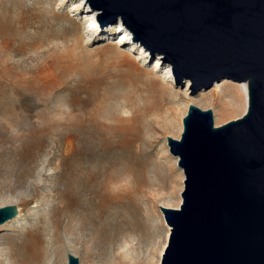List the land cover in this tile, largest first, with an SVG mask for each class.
<instances>
[{"label": "rangeland", "instance_id": "374dc122", "mask_svg": "<svg viewBox=\"0 0 264 264\" xmlns=\"http://www.w3.org/2000/svg\"><path fill=\"white\" fill-rule=\"evenodd\" d=\"M75 1L0 0V207L20 215L0 227V259L26 239L48 250L54 235L63 264L67 254L131 264L130 249L136 264H157L168 229L159 207L181 203L166 138L181 135L189 82L173 83V98L153 58L107 44L106 28L87 33ZM234 84L189 90L190 105L212 111L214 127L234 121L242 115L217 120Z\"/></svg>", "mask_w": 264, "mask_h": 264}, {"label": "water", "instance_id": "95a60500", "mask_svg": "<svg viewBox=\"0 0 264 264\" xmlns=\"http://www.w3.org/2000/svg\"><path fill=\"white\" fill-rule=\"evenodd\" d=\"M82 1L97 31L120 24L190 95L247 84L241 117L214 127L212 111L189 105L179 139L166 138L183 190L177 209L159 207L170 229L159 264H264V0ZM17 215L0 207V227Z\"/></svg>", "mask_w": 264, "mask_h": 264}, {"label": "bare ground", "instance_id": "6f19581e", "mask_svg": "<svg viewBox=\"0 0 264 264\" xmlns=\"http://www.w3.org/2000/svg\"><path fill=\"white\" fill-rule=\"evenodd\" d=\"M71 7H72V10H75V11H78L79 9L86 10V8H84L85 6H83L82 0L75 1V3L71 4ZM83 20L85 21V24H86L85 31L87 33H91V32L98 33L99 32L100 29L98 31L96 30V21H95L94 13L85 12L83 14ZM107 30L112 31L111 33L114 36V38L106 40L107 44L117 46V45L127 43L132 46L131 48L136 49L137 55L140 56L138 57V59H143L144 62H148L149 58L147 57L149 54L146 51H144L143 48L131 42L130 35L122 29L120 24L109 26V28L107 27L105 31ZM156 57H159V56H156ZM156 57L153 58L149 62L150 71L152 73L160 72L162 74V78L169 84L168 89L170 90L171 96L175 98L176 95L175 93L172 92V87H171L173 86V76H172L171 70L168 66L161 65L159 58H156ZM213 87L214 89L217 88L218 87L217 83H215ZM233 89L235 91V95L227 99L226 103H224V109L220 111L219 116L217 117V120L220 122L224 121L230 114L236 117V116L243 115L246 111L247 84L246 83H236L234 84ZM189 90H190L189 83H187L185 90H184V96L188 99L186 101L187 105L191 104L190 103L191 101L189 100L190 97L188 94ZM181 124H182V120H181ZM180 130H181V125L179 124L178 126L174 128L173 134L177 135L180 132ZM173 159H174V166H177L176 158H173ZM169 166L171 170L173 171L171 163H169ZM175 177H176L177 187H179L183 179V173L181 169H179L178 167L176 168ZM179 201L177 200V202H172L170 200H164L161 202V207L177 208L179 205ZM19 222H20V215H18V217L16 219H13L12 221L13 224H18ZM49 228L52 232L54 231V225H51ZM167 228H168L167 235L159 251L160 258L167 244V236L169 235V230H170L168 226ZM54 244H55L54 235H52L51 238L49 239V243H48L49 249L45 251L38 248L35 245V243L29 239L21 240L15 243L13 248L9 251L8 256L0 259V264H63L61 261L60 253H58V251L55 250ZM122 259L125 262L127 261L131 264H136L135 260L137 259V257L134 254V250L132 251L130 249V251H126L123 254ZM159 262L160 261L158 260L157 264H159Z\"/></svg>", "mask_w": 264, "mask_h": 264}]
</instances>
